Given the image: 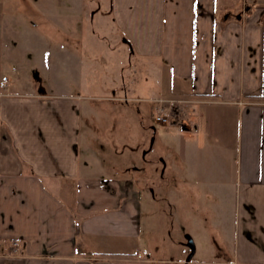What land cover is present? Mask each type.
I'll use <instances>...</instances> for the list:
<instances>
[{"label":"crops","instance_id":"1","mask_svg":"<svg viewBox=\"0 0 264 264\" xmlns=\"http://www.w3.org/2000/svg\"><path fill=\"white\" fill-rule=\"evenodd\" d=\"M109 7L141 68L187 97L191 115L204 104L233 116L235 166L197 171L192 184L215 190L232 264H264V0H109ZM12 89L0 85V264H149L143 183L124 166L112 172L88 147L92 153L80 156L74 98ZM205 124L203 138L230 141L228 124Z\"/></svg>","mask_w":264,"mask_h":264},{"label":"rangeland","instance_id":"2","mask_svg":"<svg viewBox=\"0 0 264 264\" xmlns=\"http://www.w3.org/2000/svg\"><path fill=\"white\" fill-rule=\"evenodd\" d=\"M111 19L109 0H0L1 88L78 101L80 156L93 150L112 172L124 166L151 197L143 199L141 234L149 264H185L187 236L195 245L187 264H232L233 239L218 225L215 190L192 182L197 171L235 166L233 116L204 104L191 115L189 99L162 87L146 63L141 68ZM151 99L163 108L174 101L164 111L167 124L156 122L159 104ZM201 123L208 130L228 124L230 141L206 140ZM220 208L230 227V207Z\"/></svg>","mask_w":264,"mask_h":264},{"label":"built area","instance_id":"3","mask_svg":"<svg viewBox=\"0 0 264 264\" xmlns=\"http://www.w3.org/2000/svg\"><path fill=\"white\" fill-rule=\"evenodd\" d=\"M158 101H160L159 99L157 100H154V102L156 103V104H159L158 106H157V108H156V111H157V113H156V117H155V120H156V122H158V123H161V124H167L168 123V116H170V115H168L167 113H165L164 111L165 110H169V112H170V110H171V108H172V103H174V101H169V107H167V108H163L161 105H162V102H158ZM13 249H14V251L16 252L17 250H18V248L20 247V245L18 244V243H14L13 245Z\"/></svg>","mask_w":264,"mask_h":264},{"label":"water","instance_id":"4","mask_svg":"<svg viewBox=\"0 0 264 264\" xmlns=\"http://www.w3.org/2000/svg\"><path fill=\"white\" fill-rule=\"evenodd\" d=\"M125 43H127V41H125ZM185 245L189 248V254L185 260V264H187L193 257L194 253H195V245L193 243V240L191 239L190 236L186 237V243Z\"/></svg>","mask_w":264,"mask_h":264}]
</instances>
